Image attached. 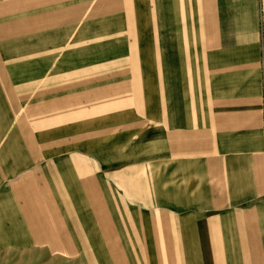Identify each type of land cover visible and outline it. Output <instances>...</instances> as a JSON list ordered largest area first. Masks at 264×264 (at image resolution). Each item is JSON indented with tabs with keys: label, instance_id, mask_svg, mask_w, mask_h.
<instances>
[{
	"label": "crops",
	"instance_id": "obj_1",
	"mask_svg": "<svg viewBox=\"0 0 264 264\" xmlns=\"http://www.w3.org/2000/svg\"><path fill=\"white\" fill-rule=\"evenodd\" d=\"M74 1L0 0V10L24 12L43 5L42 19L27 16L17 22L46 23L49 30L58 24L61 33L75 17L84 15L79 12L86 4ZM80 22L90 23V29L84 30L90 46L123 49V59L108 63L110 71L111 66H121L116 89H122L118 96L123 99V165L116 169L121 164L120 158L115 159L119 151L112 161L110 152L107 158L83 152L60 156L57 164L65 167L71 162L75 169L77 183L68 182L69 192L79 188L85 192L90 201L85 216L91 208L92 213L101 214L98 206H104L112 254L122 247L126 254L134 252L128 243L142 233L136 226L140 218L144 224L153 221L162 245L173 250L179 242L184 247L155 253L160 260L165 256L170 264H190V245L186 247L185 241L194 231L182 230V223L195 226L194 237L202 248L200 264H211V243L219 244V257H231L233 245H223L231 239L224 225L229 223L226 214L212 217L207 213L220 208L215 200L199 198L200 203L192 205L196 210H190L188 202L179 203L175 197L167 198L171 206L161 199L167 190L183 193L186 178L178 177L192 175L198 178L193 190H203L211 176H219L224 190L235 192L234 199L241 197L237 204L256 208L264 202V198L250 195L248 200L239 194L251 189L247 185L255 187L264 174L260 130L264 123V0H91L89 18ZM107 93L116 100L111 88ZM167 184L171 187L163 188ZM115 187L123 191L121 197L114 193ZM115 209H121L124 231L114 227ZM258 212L251 210L253 218ZM68 213L76 220L82 215L78 210ZM214 223L224 229L218 237ZM2 239L0 235V247ZM112 239L117 240L114 250ZM123 264L132 263L128 259Z\"/></svg>",
	"mask_w": 264,
	"mask_h": 264
},
{
	"label": "rangeland",
	"instance_id": "obj_2",
	"mask_svg": "<svg viewBox=\"0 0 264 264\" xmlns=\"http://www.w3.org/2000/svg\"><path fill=\"white\" fill-rule=\"evenodd\" d=\"M72 3H85L79 12L84 15L75 17L61 33L58 24L49 30L46 23L38 26L17 22L27 16L42 19L46 12L43 5L24 12L0 10V264H123L128 259L132 264H170L165 256L160 260L155 253H172L184 247L178 242L175 249L171 250L170 245L168 249L161 239L157 240L153 221L144 224L140 218L136 226L142 233L128 243L134 252L126 254L122 247L117 254L110 253L104 206H98L101 214L92 213L91 208L85 216L90 211L85 192L80 188L68 190L69 181L77 183L73 164L63 167L55 162L72 152L104 158L110 152L112 161L113 154L119 151L115 159L120 158L121 164L116 169L123 165V99L118 96L122 89H116L121 82V66H111L112 71L108 68L111 61L123 59V49L90 46V36L84 33L90 23L80 21L89 18L91 0ZM73 44L78 46L70 48ZM110 88L115 101L108 97ZM260 130L264 137V123ZM26 169L33 170L25 174ZM182 178H186L183 193L164 191L162 204L175 197L177 202H188L190 210H196L193 203L210 197L220 208L207 210L208 215L226 214L229 221L224 225L231 239L223 245H233L232 256L219 257V244L211 243V264H221L223 259L225 264H264V202L256 208L237 204L236 199L241 197L234 199L235 192L224 190L219 176H211V182L201 191L193 190L198 178L180 176L178 180ZM257 181L255 187L247 185L245 188L251 189L239 194L248 200L250 195L264 198V174ZM166 186L171 187L167 184L163 188ZM115 190L121 197V188ZM32 209L33 215H21ZM254 209L259 212L253 218ZM77 210L82 215L76 220L68 212L76 214ZM115 211L114 227L124 231L121 209ZM233 219L239 222L232 223ZM181 225L182 230L196 231L193 224ZM222 230L214 223L216 237ZM194 232L185 246L190 245L189 263L200 264L198 254L202 248H198ZM116 239H112V250L117 248Z\"/></svg>",
	"mask_w": 264,
	"mask_h": 264
}]
</instances>
